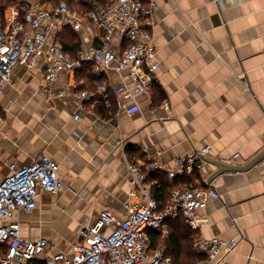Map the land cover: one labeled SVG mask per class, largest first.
Segmentation results:
<instances>
[{
	"label": "crops",
	"instance_id": "crops-1",
	"mask_svg": "<svg viewBox=\"0 0 264 264\" xmlns=\"http://www.w3.org/2000/svg\"><path fill=\"white\" fill-rule=\"evenodd\" d=\"M158 4L148 23L160 68L148 94L118 106L117 95L131 87V80L125 72L100 66L90 72L102 77L108 100L79 101L65 92L72 82L67 76L50 83L41 67H13L0 93V181L10 174V164L28 165L43 155L58 165L63 188L39 193L33 211H15L0 218V226L17 223L23 239H46L54 252L70 255L102 211L123 219L125 206L136 201L129 163L172 166L208 145L211 154L195 181L205 186L217 169L211 162L244 164L264 149V0ZM14 12L20 15L21 5L5 11L1 29ZM65 30L80 42L69 28L58 33L60 42ZM83 38L89 42L92 36ZM81 69L73 81L89 90ZM149 176L152 191L167 184L170 195L176 188L164 171ZM210 183L218 198H208L196 212L198 229L182 217L168 221L163 235L147 231L151 250L162 248L174 264L188 261L192 251L200 257L193 264H209L191 245L196 235L216 236L237 241L226 264H264V160Z\"/></svg>",
	"mask_w": 264,
	"mask_h": 264
},
{
	"label": "built area",
	"instance_id": "built-area-1",
	"mask_svg": "<svg viewBox=\"0 0 264 264\" xmlns=\"http://www.w3.org/2000/svg\"><path fill=\"white\" fill-rule=\"evenodd\" d=\"M172 0H85L89 7L76 11L65 4L39 5L23 1L21 14L14 12L6 29L0 28V93L8 84L15 66L28 69L41 67L45 80L53 83L61 75L72 79L65 92L79 101H104L108 87L98 85L94 91L79 89L74 74L84 65L95 70L100 66L117 73H127L131 87L117 95L119 106L124 99L148 94L157 82L160 68L157 50L152 42L148 17L159 9V2ZM69 28L78 34L80 48L75 58L64 52L58 33ZM84 35L92 36L91 41ZM116 39V46L114 45ZM78 120L79 116L74 115ZM0 114V124L2 123ZM210 146H202L178 158L172 166L156 162L148 167L128 164L130 184L136 201L125 206V216L118 218L112 211H102L75 242L70 255L56 253L46 239L26 240L20 236L17 223L0 226V245L7 247L1 264H31L45 259V264H174L162 248L151 250L147 231L165 234L168 221L182 217L193 230L199 227L198 210L206 207L208 198H218L211 183L203 186L173 188L169 200L160 209L150 186V173L164 171L168 181L176 177L200 173ZM150 158V157H149ZM151 160V159H150ZM10 174L0 181V218L6 219L18 210L31 212L36 208L39 193L55 194L63 188L58 178V165L46 156L37 157L28 165H9ZM237 241L213 236L196 235L192 250L209 264H226L225 258Z\"/></svg>",
	"mask_w": 264,
	"mask_h": 264
},
{
	"label": "trees",
	"instance_id": "trees-1",
	"mask_svg": "<svg viewBox=\"0 0 264 264\" xmlns=\"http://www.w3.org/2000/svg\"><path fill=\"white\" fill-rule=\"evenodd\" d=\"M59 1H62L65 5H67L71 9H76V11L85 10L89 7L88 3L85 2V0H77V4L74 5V2L72 0H52L55 4H60ZM101 4H106L109 2V0H97ZM13 4V0H0V22H3V13L4 9L8 6H11ZM75 7V8H74ZM66 31V30H65ZM67 32V31H66ZM68 33V32H67ZM62 48L64 52H66L70 57L75 58L78 49L80 48V42L76 35H73L72 33H68L64 40L61 42ZM84 72L83 74L86 75V83L89 85H86L84 87H89V91H94V89L103 83L102 77L94 76L91 72V66L90 65H84ZM82 70V69H81ZM82 70V71H83ZM155 176V175H152ZM199 178V175L197 172H194L192 174H187L182 178H175L173 180V184L175 187L178 188H184L188 186H196L195 181ZM166 185L162 184L159 189H154L153 195L157 202L159 203V208L162 209L165 204L169 200V193L166 192ZM181 217H178L176 220H180ZM191 244H189L190 246ZM7 251L6 246L0 245V260L5 256ZM188 261L186 262H176L175 264H193L198 258V255L194 254L192 251H188Z\"/></svg>",
	"mask_w": 264,
	"mask_h": 264
},
{
	"label": "water",
	"instance_id": "water-1",
	"mask_svg": "<svg viewBox=\"0 0 264 264\" xmlns=\"http://www.w3.org/2000/svg\"><path fill=\"white\" fill-rule=\"evenodd\" d=\"M208 159L204 158V161L206 162ZM264 160V149L258 153L255 157H253L250 161L244 163V164H227L221 161H213L211 162L215 167L217 168L216 171L211 175V177L208 178L207 184H209L216 176L228 173V172H246L256 166L258 163Z\"/></svg>",
	"mask_w": 264,
	"mask_h": 264
},
{
	"label": "rangeland",
	"instance_id": "rangeland-1",
	"mask_svg": "<svg viewBox=\"0 0 264 264\" xmlns=\"http://www.w3.org/2000/svg\"><path fill=\"white\" fill-rule=\"evenodd\" d=\"M23 1L25 0H13V4L11 6H8L4 9V14H3V18L5 17V11H9L10 9H12L13 7H17L18 5H23ZM26 1H31V2H34V3H38L39 5H43L45 4L46 2L50 1L51 4L53 5H60V4H64L62 1H59L60 4H55L54 2H52V0H26ZM74 2V5L77 4V0H72ZM75 8V7H74ZM71 9V8H70ZM77 8H75L74 10H76Z\"/></svg>",
	"mask_w": 264,
	"mask_h": 264
}]
</instances>
